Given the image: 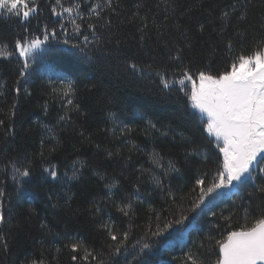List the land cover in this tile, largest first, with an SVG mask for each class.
Returning <instances> with one entry per match:
<instances>
[{"label":"trees","instance_id":"obj_1","mask_svg":"<svg viewBox=\"0 0 264 264\" xmlns=\"http://www.w3.org/2000/svg\"><path fill=\"white\" fill-rule=\"evenodd\" d=\"M106 2L62 0L64 7L80 3V16L53 15L52 8L62 11L56 0H34L37 11L26 22L0 14V46L14 52L0 58V237L7 242L6 250L0 245V264H96L91 256L83 259L85 249L104 264H185L189 252L216 264L217 241L251 226L264 210L256 191L264 184V163L253 171L255 180L236 184L235 192L221 190L191 212L195 180L210 183L223 157L174 81L184 69L194 80L209 67L223 73L236 55L253 52L264 37V0H111L100 19L89 12ZM240 12H246L243 21ZM45 28L57 36L49 35L21 77L15 42L43 39ZM178 50L181 60L171 59ZM130 63L142 73H133ZM61 80L73 82L74 95H63ZM13 164L30 169L21 185L12 179ZM169 164L179 171H169ZM53 165L56 180L44 172ZM74 168L77 179H71ZM128 204L125 215L120 209ZM182 216L188 219L175 225ZM167 223L174 226L153 235ZM102 224L121 239L128 234L118 254ZM145 243L151 247L144 249Z\"/></svg>","mask_w":264,"mask_h":264},{"label":"snow or ice","instance_id":"obj_2","mask_svg":"<svg viewBox=\"0 0 264 264\" xmlns=\"http://www.w3.org/2000/svg\"><path fill=\"white\" fill-rule=\"evenodd\" d=\"M56 4L62 11L52 8V14L55 16L61 17L64 13H67L69 17L73 13L76 16L81 15L79 11L81 7L80 3L64 7L62 0H56ZM105 6H111V0H107L106 5L97 3L94 6H90L88 10L97 19H100V12ZM244 7L246 8L247 5L245 4ZM232 8L236 9V5L233 4ZM36 11L37 8L34 6V0H32V3L29 0H0V14L16 17L21 22L28 21ZM228 17L229 13L224 12L223 18L225 23H228ZM237 18L240 21L245 20L246 12H240ZM71 23L74 25L75 31L78 32L80 25L76 23L75 19H72ZM61 27H64L63 24H61ZM88 27L94 31L96 25L89 23ZM203 28L204 25L201 24V32ZM141 31L143 30L141 29ZM49 35H51L52 39H55L57 33L55 30L49 33L47 28H45L43 39L34 38L23 41L18 39L15 42V52L18 53L20 59L23 61L20 71L21 77L28 75V69L35 59L34 54L38 50H41L42 45L49 41ZM84 40L87 41L88 37L84 36ZM64 43L68 44V41L65 40ZM72 47H78V45H72ZM226 47L229 52L233 51L231 40L227 41ZM181 52L182 50H178L170 58L180 61ZM13 55L14 52L9 51L6 44L0 46V58L8 59ZM128 67L133 73H142V69L136 63H130ZM185 81L191 83L190 91L186 89ZM174 82L180 85V91L187 97L190 108L199 113L201 123L203 124V131L208 137L214 138V143L223 157L210 183L206 182L203 177H198L195 180L197 188H194L193 191H197L198 189V195L196 200L193 201L190 211L196 212L209 197L218 194L221 190L231 189L236 184H243L249 179L255 180L252 171L253 167L264 162V37L257 42L254 51L250 54L245 55L240 53L236 55L230 64V70H226L220 74H213L209 67V70L199 71L197 79L194 80L189 70L184 69L182 77ZM160 83L165 89L171 86L169 80L164 75H161ZM16 91L19 93L20 89L17 88ZM53 91H56V89L54 88ZM60 91L65 97L74 95L73 82L61 80ZM25 92H27V88H25ZM67 104H73L71 98L67 99ZM73 107L75 110H79L78 105H74ZM66 118V116H62L60 119L64 120ZM2 123L3 121H0V124ZM126 128L127 126L120 130L123 132ZM153 162L159 166L158 159H154ZM12 167L14 173L12 179L17 185H21L31 175L28 167L20 168L14 164ZM168 170L179 171V169L171 164H169ZM44 172L52 180L58 179L55 165L51 166V168H45ZM259 174L264 175V167L259 169ZM77 178V170L74 168L71 179ZM153 179L157 186L163 187L162 180L159 177H153ZM108 187H115V184ZM138 191L139 189H137ZM256 191L264 198V184L256 189ZM3 195L4 193L0 191V197ZM169 195H172V193L170 192ZM126 207H131V205L128 204L120 210L125 215H128V212L125 210ZM98 211L99 208H97ZM187 219V216H182L175 221V225H183ZM245 219H247V210ZM4 223L5 218L3 214H0V225ZM173 226L172 223H167L163 229L157 227L153 235L161 236ZM41 227H45V225L42 224ZM102 227L109 239L114 242L111 247L118 254L120 248L123 246L122 240H127L128 234L124 233L121 239L120 235L108 224H102ZM217 244L219 257L216 260V264H264V210H262V214L255 219L251 226L243 225L239 230L227 232L226 237L217 241ZM0 245L5 250L7 249V242L3 237H0ZM150 247L148 243L143 245L144 249ZM71 249L73 252H76L78 244L73 243ZM89 256H91L92 260L96 261V264H104L103 260L98 259L96 255L85 249L83 259L87 260ZM72 259L75 261L77 257L73 256ZM32 264H43V261H32ZM185 264H203V261L197 255L189 252L185 258Z\"/></svg>","mask_w":264,"mask_h":264},{"label":"rangeland","instance_id":"obj_3","mask_svg":"<svg viewBox=\"0 0 264 264\" xmlns=\"http://www.w3.org/2000/svg\"><path fill=\"white\" fill-rule=\"evenodd\" d=\"M56 77H59V75H56ZM197 83H198V80H197ZM186 89H188V90L190 91V89H191V83H190V82L187 83V87H186ZM258 159H259V157H258ZM263 163H264V162H263ZM257 167H258V164H257V165H254L252 171H256V168H257ZM231 191H232V192H235V191H236V188H232Z\"/></svg>","mask_w":264,"mask_h":264}]
</instances>
